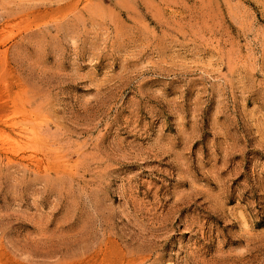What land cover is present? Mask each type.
<instances>
[{"label": "rangeland", "instance_id": "374dc122", "mask_svg": "<svg viewBox=\"0 0 264 264\" xmlns=\"http://www.w3.org/2000/svg\"><path fill=\"white\" fill-rule=\"evenodd\" d=\"M0 264H264V0H0Z\"/></svg>", "mask_w": 264, "mask_h": 264}, {"label": "bare ground", "instance_id": "6f19581e", "mask_svg": "<svg viewBox=\"0 0 264 264\" xmlns=\"http://www.w3.org/2000/svg\"><path fill=\"white\" fill-rule=\"evenodd\" d=\"M8 139V138H7ZM15 142V141H14ZM9 151H10V149H9ZM14 153V152H13Z\"/></svg>", "mask_w": 264, "mask_h": 264}]
</instances>
